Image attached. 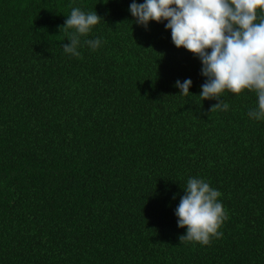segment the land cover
Instances as JSON below:
<instances>
[{"label":"trees","instance_id":"1","mask_svg":"<svg viewBox=\"0 0 264 264\" xmlns=\"http://www.w3.org/2000/svg\"><path fill=\"white\" fill-rule=\"evenodd\" d=\"M132 2L0 0V264H264L255 91L225 89L210 112L199 57L167 21L135 23ZM72 7L103 18L82 58L63 50ZM189 177L228 213L209 245L179 240Z\"/></svg>","mask_w":264,"mask_h":264},{"label":"clouds","instance_id":"2","mask_svg":"<svg viewBox=\"0 0 264 264\" xmlns=\"http://www.w3.org/2000/svg\"><path fill=\"white\" fill-rule=\"evenodd\" d=\"M257 9L264 10V0H133L129 7L135 23L145 28L150 21H167L165 27L171 30L173 44L199 57L201 74L207 77L199 96L218 101L210 112L228 110L229 104L222 99L225 89L232 93L248 89L258 97L257 107L250 109L248 116L264 120V12L258 17ZM101 20L95 10L85 12L72 7L60 27V31L72 30L67 37L70 43L63 45L64 52L82 58L78 51L81 37ZM84 44L95 51L102 41L98 37ZM174 86L181 95L188 96L192 80H177ZM184 190L186 194L175 210L178 227H187L180 242L209 245L212 238H222L218 229L228 219L218 199L222 193L198 177H189Z\"/></svg>","mask_w":264,"mask_h":264}]
</instances>
